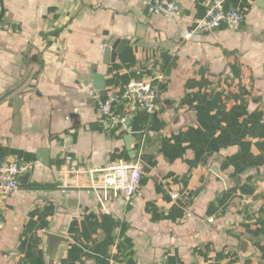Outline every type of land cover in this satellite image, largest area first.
<instances>
[{
	"label": "crops",
	"instance_id": "crops-1",
	"mask_svg": "<svg viewBox=\"0 0 264 264\" xmlns=\"http://www.w3.org/2000/svg\"><path fill=\"white\" fill-rule=\"evenodd\" d=\"M213 1L167 18L144 0H0V96L39 49L30 85L0 103V160L35 162L0 201V264H264V0H225L242 28L185 39ZM116 38L130 41L112 61ZM138 156L130 201L61 185ZM44 232L67 238L56 260Z\"/></svg>",
	"mask_w": 264,
	"mask_h": 264
},
{
	"label": "built area",
	"instance_id": "built-area-1",
	"mask_svg": "<svg viewBox=\"0 0 264 264\" xmlns=\"http://www.w3.org/2000/svg\"><path fill=\"white\" fill-rule=\"evenodd\" d=\"M149 11L154 15L167 18H180L182 14L180 0H144ZM245 22V11L234 7L226 8L225 0H214L206 9L205 16L196 22L194 29L185 34V39L199 38L220 27L232 30L242 28ZM143 161L138 156L133 160L108 164L99 169L89 171L91 178L86 183L78 182L77 177L63 176L61 185L63 187H90L95 190L113 191L115 195L130 201L141 189L143 176ZM35 169V162H22L17 158L0 160V197H12L19 194L21 190L20 176ZM76 172V171H75ZM77 174V172H76ZM173 200L179 198L178 192L170 193ZM4 226L3 218L0 216V229Z\"/></svg>",
	"mask_w": 264,
	"mask_h": 264
},
{
	"label": "water",
	"instance_id": "water-1",
	"mask_svg": "<svg viewBox=\"0 0 264 264\" xmlns=\"http://www.w3.org/2000/svg\"><path fill=\"white\" fill-rule=\"evenodd\" d=\"M145 26L140 25L139 26V31L143 32ZM138 36H143L142 33H139ZM130 40L123 39V38H116L114 42L111 44V59L112 61L115 60L119 50H120V44H126ZM38 56H39V49L37 47H32L29 55L26 57V64L30 65V68L27 72V74L22 78V80L14 87L9 89L5 94L0 96V103L6 101L9 98H13V96H16L18 94H21L25 88H27L31 81L33 80L35 73L39 67L37 66L38 62ZM94 82H95V88H97L99 91H101V94L103 96H106V85L105 81L102 75L100 74H95L94 76ZM125 140L127 142V148L130 150V156L134 157L137 153L135 147H134V138L131 135H127L125 137ZM45 156L46 153L39 151L38 152V157L40 159H44L45 161ZM215 173H217L220 177L226 180L227 185L229 186L230 181L228 176L225 173H222L218 168L217 169H212ZM31 175V172H27L24 175L20 176V183L21 179L23 178H29ZM5 197H0V201L4 200ZM44 238V253L48 258H51V260H56V257H58V254L60 252L61 247L63 248L65 243L67 242V238L56 233H51V232H44L43 234ZM241 252L244 256H248L251 253L252 249V244L249 241H243L241 243Z\"/></svg>",
	"mask_w": 264,
	"mask_h": 264
}]
</instances>
